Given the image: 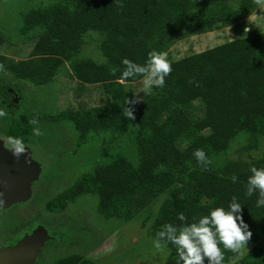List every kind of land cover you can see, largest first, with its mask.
<instances>
[{
    "label": "trees",
    "instance_id": "1",
    "mask_svg": "<svg viewBox=\"0 0 264 264\" xmlns=\"http://www.w3.org/2000/svg\"><path fill=\"white\" fill-rule=\"evenodd\" d=\"M262 1L121 0L118 6L114 0H40L21 15L18 41L12 31L11 37L0 29V45L32 42L26 58L0 54V110L6 114L0 117L2 137H20L33 147L36 141L28 120L35 117L40 129L43 123L72 122L82 142L91 134L112 131L129 135L134 147L135 161L120 155L97 165L78 176L63 197L53 199L51 208L64 207L66 198L88 193L98 196V213L105 218L117 212L124 216L131 213L135 195L149 201L177 184L182 196L163 201L157 232L165 223L179 227L198 221L211 208L227 209L236 196L251 232L247 243L254 246L240 256V250L237 255L219 245L223 264H264V206H256L255 192L245 194L249 167L264 168V31L245 25L238 38L169 60L171 71L164 86L148 95L141 90L133 97L129 89L146 73L119 78L125 68L121 58L145 66L150 50L167 54L172 43L187 33L245 24ZM90 30L102 36L105 63L78 57ZM66 63L80 85L100 87L105 94L101 104H81L58 113L38 108L34 91L50 88ZM32 92L35 98L27 100ZM24 100L31 102L27 108ZM126 107L134 112L131 120L122 115ZM196 148H202L210 160L206 167L192 157ZM245 152L255 157L242 159ZM62 176L63 172H50L40 182L50 193ZM177 212L184 213V221L176 218ZM74 227V262L95 264L85 254L99 245V238L92 234L94 242L90 233ZM164 242L170 247L164 264H175V248Z\"/></svg>",
    "mask_w": 264,
    "mask_h": 264
},
{
    "label": "rangeland",
    "instance_id": "2",
    "mask_svg": "<svg viewBox=\"0 0 264 264\" xmlns=\"http://www.w3.org/2000/svg\"><path fill=\"white\" fill-rule=\"evenodd\" d=\"M40 0H0V29L4 32H13L12 38L18 41V28L21 15L32 5ZM250 26L255 31H264V0L257 9L245 19V24L230 25L211 32L185 34L183 37L175 40L169 52L166 54L168 61L178 59L194 52H199L210 47L222 44L226 41L238 38L244 34V26ZM85 43L78 57H88L98 63L107 62L100 47L102 36L96 30H90L85 34ZM14 45L5 43L0 45V54L14 59L26 58L32 48V42L18 43ZM143 80L133 83L129 86L133 97H137L143 89ZM33 89L37 87L30 84ZM39 99H34L39 109L48 113H58L71 107L99 105L103 102L105 94L99 86L92 84L80 85L77 79L72 75L69 63L63 65L59 71L58 77L53 81L51 87L43 86L34 95ZM29 95V99L35 96ZM22 103L27 108L28 101ZM23 101V100H22ZM42 134L35 136L36 143L33 145L34 156L43 163L42 174L46 170L56 173L63 172L59 184H55L54 192L47 193L42 197L41 212L44 215H59L61 218L70 213L75 221L77 230L87 231L91 234L93 240L99 238V245L86 252L87 258L95 264H164L167 255L170 252L169 245L165 242H158L155 239L156 228L160 224L159 211L163 201L169 198H179L182 191L177 184L168 186L160 192L154 199L145 201L139 196L132 197L129 214H119L117 212L112 217L105 218L98 213L97 195L85 193L79 198L70 200L66 198L64 208H51L52 200L58 195L62 197L76 182L81 174L91 172L99 164H105L116 156H127L133 159L135 152L131 144L129 135H122L112 131L102 132L98 135L91 134L85 141H79L78 133L74 129L73 123L61 121L56 124L43 123L41 126ZM0 140L1 135H0ZM3 142V141H2ZM238 145L234 146V149ZM32 151V150H31ZM234 158L238 156L233 155ZM242 159L249 160L255 157V153H243ZM42 177V176H41ZM40 177V178H41ZM43 180V179H42ZM57 182V179H56ZM33 186V196L46 191L47 187L38 185ZM41 193H39L40 195ZM27 202V212L31 215L36 213L35 203ZM137 203L140 207L137 208ZM7 222H4L6 225ZM94 234V235H92ZM159 243V247L157 244ZM254 244L246 243L240 249V256L246 254Z\"/></svg>",
    "mask_w": 264,
    "mask_h": 264
},
{
    "label": "clouds",
    "instance_id": "3",
    "mask_svg": "<svg viewBox=\"0 0 264 264\" xmlns=\"http://www.w3.org/2000/svg\"><path fill=\"white\" fill-rule=\"evenodd\" d=\"M119 6L121 0H114ZM120 63L125 66L120 74V79L125 80L134 74H144L143 91L145 95L151 93L154 88L164 86L165 77L171 71V65L164 51L150 50L147 53L146 65L142 66L127 57H123ZM129 101L126 99L125 104ZM6 114L0 110V117ZM122 115L131 120L134 112L131 108H124ZM28 124L32 125L31 135L40 136L42 134L39 122L35 117L29 118ZM3 141V140H2ZM4 142V141H3ZM8 150L14 157H19L26 150V144L20 137L8 136L6 140ZM192 157L198 165L206 167L210 160L202 148H196L192 152ZM251 173L247 177L245 194L252 196L255 192L257 207L264 206V168L251 165L248 169ZM235 180V177H233ZM241 204L236 196H232L227 209L222 206L211 208L207 214L202 215L198 221L177 227L172 223H165L155 234L158 242L165 240L170 242L175 248V264H223L224 254L219 245L224 250L234 254H239L242 246H245L251 237L247 223L241 217ZM176 218L185 220L183 212H177ZM159 247V243L157 244Z\"/></svg>",
    "mask_w": 264,
    "mask_h": 264
},
{
    "label": "flooded vegetation",
    "instance_id": "4",
    "mask_svg": "<svg viewBox=\"0 0 264 264\" xmlns=\"http://www.w3.org/2000/svg\"><path fill=\"white\" fill-rule=\"evenodd\" d=\"M1 139L4 141V146L9 147L6 142L7 138L1 136ZM31 150L33 158L39 162L41 166V173L39 178L32 185L31 197L29 199L15 202L8 207H0V264H11L13 250L18 247L27 236L32 234L38 226H42L47 230L48 238L37 250L35 260L32 264H76L74 262L77 253L75 246L74 218L70 213L65 214L66 216L62 218L52 212H50V214L48 213V215L42 214L41 202L43 196L41 197L40 195L49 192L48 186L44 185V187H47V190L43 192L40 190L39 193L41 194L39 195L38 193V198L37 194L33 196V186L36 182L39 183L38 185H42L40 180L43 179L45 174H49L50 171L46 170L47 172L42 174L44 165L34 156L33 148H31ZM50 193H52V191ZM30 200L35 203L34 206L38 211L36 213L33 212L31 215L28 214L26 208L27 202ZM55 209L56 208L53 210ZM63 211L66 213L65 208ZM4 222H7V224L4 225ZM3 249L6 251L2 252ZM83 254H85V252Z\"/></svg>",
    "mask_w": 264,
    "mask_h": 264
},
{
    "label": "water",
    "instance_id": "5",
    "mask_svg": "<svg viewBox=\"0 0 264 264\" xmlns=\"http://www.w3.org/2000/svg\"><path fill=\"white\" fill-rule=\"evenodd\" d=\"M16 102V100H15ZM41 166L29 146L19 157H14L0 140V207H8L31 197L33 183L39 178ZM48 238L47 230L38 226L13 250L11 264H32L37 250ZM6 250L3 249L2 252Z\"/></svg>",
    "mask_w": 264,
    "mask_h": 264
}]
</instances>
